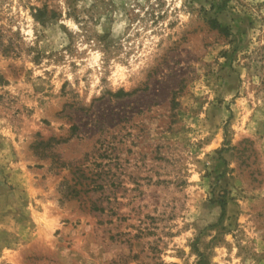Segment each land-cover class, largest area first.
<instances>
[{"label":"rangeland","instance_id":"obj_1","mask_svg":"<svg viewBox=\"0 0 264 264\" xmlns=\"http://www.w3.org/2000/svg\"><path fill=\"white\" fill-rule=\"evenodd\" d=\"M224 2L0 0V264H264V0Z\"/></svg>","mask_w":264,"mask_h":264},{"label":"trees","instance_id":"obj_2","mask_svg":"<svg viewBox=\"0 0 264 264\" xmlns=\"http://www.w3.org/2000/svg\"><path fill=\"white\" fill-rule=\"evenodd\" d=\"M224 1H225L224 3H226V2H228L229 0H224ZM224 3H223V4H224Z\"/></svg>","mask_w":264,"mask_h":264}]
</instances>
